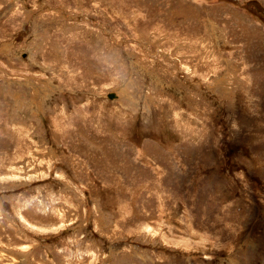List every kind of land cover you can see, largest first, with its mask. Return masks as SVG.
I'll list each match as a JSON object with an SVG mask.
<instances>
[{
	"label": "rangeland",
	"instance_id": "rangeland-1",
	"mask_svg": "<svg viewBox=\"0 0 264 264\" xmlns=\"http://www.w3.org/2000/svg\"><path fill=\"white\" fill-rule=\"evenodd\" d=\"M0 264H264V0H0Z\"/></svg>",
	"mask_w": 264,
	"mask_h": 264
},
{
	"label": "bare ground",
	"instance_id": "bare-ground-1",
	"mask_svg": "<svg viewBox=\"0 0 264 264\" xmlns=\"http://www.w3.org/2000/svg\"><path fill=\"white\" fill-rule=\"evenodd\" d=\"M119 96L116 93H113V98L112 99H118Z\"/></svg>",
	"mask_w": 264,
	"mask_h": 264
}]
</instances>
